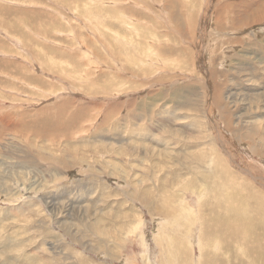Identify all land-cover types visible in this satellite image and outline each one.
Wrapping results in <instances>:
<instances>
[{
  "label": "rangeland",
  "instance_id": "obj_1",
  "mask_svg": "<svg viewBox=\"0 0 264 264\" xmlns=\"http://www.w3.org/2000/svg\"><path fill=\"white\" fill-rule=\"evenodd\" d=\"M263 211L264 0H0V264H247Z\"/></svg>",
  "mask_w": 264,
  "mask_h": 264
},
{
  "label": "bare ground",
  "instance_id": "obj_2",
  "mask_svg": "<svg viewBox=\"0 0 264 264\" xmlns=\"http://www.w3.org/2000/svg\"><path fill=\"white\" fill-rule=\"evenodd\" d=\"M135 28V27H134ZM190 31V30H189ZM73 86V85H72ZM175 103V102H174ZM207 106V105H206ZM191 124V123H190ZM119 149V148H118ZM208 162V161H207ZM216 164H217V162H216ZM216 166V165H215ZM206 167V166H205ZM207 168V167H206ZM210 168H208V170H209ZM207 170V169H206ZM210 171V170H209ZM208 171V172H209ZM206 172V171H205ZM211 173H212V171H211ZM197 174V173H196ZM196 176V175H195ZM199 178V177H198ZM201 178H202V176H201ZM205 180V179H204ZM199 181V180H198ZM201 182V181H200ZM202 183V182H201ZM204 183H206V182H204ZM205 185V184H204ZM203 186V185H202ZM213 187V186H212ZM200 189V188H199ZM205 189V188H204ZM208 189H209V187H208ZM194 192V191H193ZM202 192H203V190H202ZM194 194V193H193ZM201 198V197H200ZM262 200V199H261ZM172 201V200H171ZM199 202V201H198ZM201 202V201H200ZM200 205V204H199ZM201 206V205H200ZM201 208V207H200ZM188 209V208H187ZM198 209V208H197ZM183 210H184V208H183ZM193 210V209H192ZM196 212V211H195ZM264 212V211H263ZM185 213V212H184ZM193 213V212H192ZM199 216H200V219H198V220H200V224H201V226H203V222L204 221H202V218H201V213H200V209H199ZM260 214H262V212L260 213ZM184 215V214H183ZM182 215V216H183ZM197 215V214H196ZM185 217H186V220L188 219V221H191V227L188 229V231H187V237L188 238H191V236L189 235V233L191 234V229L193 228V226H194V224H195V222L197 223V219L196 218H192L191 219V217H190V219L191 220H189V214L187 215V213L184 215ZM183 216V217H184ZM263 217V216H262ZM261 217V224H262V218ZM228 218V217H227ZM180 219V218H179ZM184 219V218H183ZM205 219V218H204ZM219 221V220H218ZM199 222V221H198ZM138 223V222H137ZM248 223L249 224H251V225H254L255 226V228L254 229H252L251 231H249V232H245V230L244 231H238V230H234V232H231L230 233V235H231V237H229V240H231V242L232 241H234L235 243H237V242H239V241H241V243H243L244 245L243 246H241L239 243H237V245H235V244H232L233 245V248H234V250L236 251V253H239L240 251H244V254H245V256H246V259H243L244 260V262L245 263H247V264H264V224H263V230L261 229V227H260V225L259 226H257V224H258V220H257V218L256 217H253V218H249L248 219ZM183 224V223H182ZM223 224V223H222ZM225 224H227V223H225ZM177 225V224H176ZM228 225V224H227ZM195 226H196V224H195ZM194 226V227H195ZM222 226V225H221ZM226 226V225H225ZM234 226V225H233ZM180 227V226H179ZM136 228V227H135ZM223 228V227H222ZM225 228V227H224ZM223 228V229H224ZM137 229V228H136ZM227 229V228H226ZM245 229V228H244ZM190 230V231H189ZM136 231V230H135ZM137 231H138V229H137ZM196 231V230H195ZM214 231H221L222 232V234L224 233V231L222 230V229H218V228H214V230L210 233L211 235H210V237H212V235H213V233H214ZM202 234V233H201ZM200 236V235H199ZM202 236V235H201ZM199 237V242H200V244H199V248H200V258H199V260L198 261H200L201 260V262L199 263H196V264H216V263H211V260L210 259H207V257H206V259L205 260H202V258H204L205 257V252H204V249H203V247H204V245H206V242L209 240L208 239V233L206 232L205 233V236H202V237ZM192 240H193V238H191ZM190 239V241H188V242H190V244H191V246H192V248H193V245H194V243H193V241ZM221 240H223L222 242H223V244L224 245H226L225 243L228 241L229 242V240L228 239H224V238H222ZM222 244V243H221ZM243 253V252H242ZM241 253V254H242ZM243 255V254H242ZM256 255L258 256V257H256ZM194 257L192 256V259H193ZM241 258V257H240ZM242 259V258H241ZM195 261V260H194ZM186 264V263H185Z\"/></svg>",
  "mask_w": 264,
  "mask_h": 264
}]
</instances>
